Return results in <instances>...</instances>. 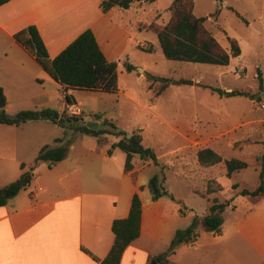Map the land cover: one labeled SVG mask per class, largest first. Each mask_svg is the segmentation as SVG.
<instances>
[{
	"label": "rangeland",
	"instance_id": "obj_1",
	"mask_svg": "<svg viewBox=\"0 0 264 264\" xmlns=\"http://www.w3.org/2000/svg\"><path fill=\"white\" fill-rule=\"evenodd\" d=\"M194 1L195 13L209 17L206 27L223 47L231 49L230 38L239 42L242 54L238 58H232L229 65L168 60L162 53L157 36L140 29V25H148L153 21L160 25L167 24L173 0H159L152 4L137 2L129 10H124L126 14L118 12L110 16L113 22L110 26L113 29L111 36H107L114 46L108 52L111 57L120 56L116 59L119 75V90L116 93L74 90L71 95L75 104L68 105L66 94L56 84H50L55 83L50 82L52 80L42 82L26 79L20 73V81L11 87L6 82L8 73L1 70L0 65V79L9 85L10 90L4 98L8 104L4 109L10 117H15L22 111L53 109L63 113L66 118L79 119L76 124L66 123V127L59 125L58 129L54 123L40 120V123L48 125L50 129L45 130L46 137L38 140L37 133L28 126L23 137L32 141L28 146L29 150L26 149L22 155L14 153L10 156H7L9 151H3L6 157L0 158V188L19 179L22 162L32 166L37 157L31 155L33 144L46 142V145L56 146V137H66L65 144L68 140L72 143L77 140V149L93 148L97 145V138L80 134L76 126L92 121L101 124L105 120L112 121L118 129L129 134L141 130L143 144L155 150L158 156V164L144 161L139 155L134 158L133 164L139 172L138 180H144V196L152 195L148 184L154 176L161 175L164 169V186L170 193L169 197L172 195L171 201L175 206H180L181 210L179 218L172 221L170 227L183 230L196 224L198 233L202 235L197 246H194L195 241L174 248L172 242L177 232L171 237L169 234L164 235V239L168 240L165 255L171 253V257L177 253L186 264L194 263L195 260H202L204 264H216L221 258L224 264H264L262 259H242L236 255L243 243L236 237V223L238 219L247 216L243 200H233L222 212V231H225L227 240L220 247L214 244L217 234L206 230L202 222L209 214L211 202L208 200L218 198L220 202H225L233 199L235 192L231 187L227 192L223 188L221 192L207 194L211 180L227 184L230 178L227 177L224 163L204 168L197 159L201 149L212 148L224 160H250L251 167L240 175L235 174L233 184L240 182L241 190L242 187L254 189L259 183L260 167L253 157L264 153V93L262 101L258 102L248 97H229L227 92L242 90L257 93L260 74L264 80V0ZM217 10H220L219 15L213 16ZM139 20L141 21L138 22ZM100 38L104 44L102 37ZM142 43L144 47L153 44L157 49L154 53L145 52L140 48ZM3 45L7 46V41L3 40ZM127 61L136 66L135 72L129 73L126 70ZM40 71L43 78L49 77L44 70ZM146 73L173 78L177 83L154 98ZM211 88L220 89L223 94L214 92ZM72 106H75L77 113L70 111ZM106 128L113 131L112 127ZM0 137L11 140L14 135L0 132ZM82 138L85 142H82ZM109 138L113 140L117 137L111 135ZM195 141L197 144H194ZM106 148L108 151L111 149ZM110 156L121 164V168L125 165L126 154L121 150L113 151ZM177 174H182L186 180ZM42 179L44 178L40 180ZM126 179L132 185L135 184L133 178ZM211 187L217 189L215 183ZM195 192L204 194L206 198ZM236 205L240 208L239 212L235 211ZM185 245L189 247L185 249ZM246 248L245 246L244 250Z\"/></svg>",
	"mask_w": 264,
	"mask_h": 264
},
{
	"label": "crops",
	"instance_id": "obj_2",
	"mask_svg": "<svg viewBox=\"0 0 264 264\" xmlns=\"http://www.w3.org/2000/svg\"><path fill=\"white\" fill-rule=\"evenodd\" d=\"M102 1L12 0L1 6L0 65L1 70L8 73L6 82L14 87L22 76L36 81L55 82L48 74L49 77H42L40 69H43L36 58L15 40V34L29 26L38 28L51 58H56L81 34L91 29L106 57L111 61L119 59L120 56H110L114 44H111L107 35L111 36L113 29L110 16L118 12L126 13L118 7L103 13ZM3 40L7 41V46L3 45ZM20 73L23 75L20 76ZM50 84H56L57 88L63 90L56 82ZM9 85L0 79L5 97L10 91ZM71 93L73 91L68 92ZM0 126L3 127L1 133L14 135L11 140L0 137V158L6 157L3 153L5 150L9 151L7 156L24 154L32 144L27 137H23L28 126L37 133L36 140L46 137L45 130L50 129L39 121H30L20 127ZM54 126L59 128L57 124ZM59 138H65L66 141V137L55 139ZM119 140L114 138L112 143ZM76 141L71 144L65 160L52 168H49L48 163L40 164L35 170L34 183L12 198L6 206L0 207V264H100L94 256L104 259L109 255L115 240L112 225L115 220L129 216L136 193L143 201L141 234L126 249L121 264H151L153 256L165 255L168 240L164 239V235L169 234L171 237L182 230L170 227L171 222L179 218L180 206H175L169 196L157 201L152 199V195L144 196V180L139 182L136 167L134 179L131 173H125V165L121 168V164L109 155L106 147L110 148V145L100 147L97 142L93 148L77 149ZM82 142H85L84 138ZM45 143L33 144L31 155L37 156ZM60 145L62 143L53 147ZM116 150L120 149L113 151ZM25 164L26 170L29 169L30 166ZM20 172L22 174L21 168ZM178 176L186 180L182 174ZM128 177L135 180L134 185L127 181ZM218 182L227 192L234 180L230 179L227 184ZM140 187L144 189L140 190ZM233 200H243L247 208V216L236 223V237L243 242L241 249L236 251V257L264 261V196H238ZM235 211H240L238 205ZM216 237L214 244L219 247L227 240L225 231ZM188 247L184 246L185 249ZM167 259L170 264H186L177 253ZM217 263L224 264L223 258ZM189 264H204V261L195 260Z\"/></svg>",
	"mask_w": 264,
	"mask_h": 264
},
{
	"label": "trees",
	"instance_id": "obj_3",
	"mask_svg": "<svg viewBox=\"0 0 264 264\" xmlns=\"http://www.w3.org/2000/svg\"><path fill=\"white\" fill-rule=\"evenodd\" d=\"M12 0H0V7ZM155 3L159 0H103L101 2V10L103 13H108L113 8H121L129 10L133 4L137 2ZM171 17L167 24L160 25L157 21L150 24L140 25L142 31L153 33L158 38V44L162 53L168 60L209 64L217 66H227L232 58H238L242 54V49L239 42L230 38L231 49L228 50L221 45L212 32L206 27L208 16H198L195 13L194 0H173L170 7ZM217 10L213 16H218ZM15 40L35 58L43 70L59 85L63 87V92L66 94L68 105L75 104V99L69 91L74 90H93L105 91L108 93H116L119 90V75L118 63L109 60L102 48L94 32L89 29L81 34L73 43H71L64 51L56 58H51L48 49L40 35L36 26H29L26 29L15 34ZM141 50L154 53L157 47L151 44L149 47H140ZM126 70L129 73L136 71V66L131 62L125 63ZM147 80L151 83L149 89L154 98L161 96L169 87L177 82L173 78L160 77L146 73ZM259 85L257 93L245 92L242 90H233L227 92L229 97H248L258 102L262 101L264 93V80L262 74L258 77ZM0 97L5 98L4 90L0 86ZM99 117V115H96ZM49 120L54 124L66 127V123H78L77 117L66 118L63 113L53 109H43L40 111H22L15 117H10L5 109L0 110V125L20 127L30 121ZM106 127H112L113 131L105 129L96 131L89 129L86 124L77 125L76 130L82 135H88L97 138L100 147L110 145L109 155L113 150L120 149L126 154L125 173H134L135 166L133 160L136 155H139L144 161H153L158 164V156L152 148L146 147L143 144L144 138L141 130L131 133L128 137V132L125 130L118 131V126L112 121L107 120L103 123ZM115 136L120 140L112 143L109 136ZM57 143L62 145L53 147L45 145L39 151L32 166L26 170L27 165L22 163L20 168L22 174L19 179L11 184L0 188V207L6 206L9 201L17 196L21 191L27 190L35 177V170L41 163H48L49 168H52L59 162L67 158L72 142L70 140L65 144V138H59ZM199 164L204 168H209L221 163H224L227 169V177L232 179L235 174L251 167L250 160L232 158L224 160L223 157L212 148L201 149L197 154ZM252 159V158H251ZM254 161L260 167L259 183L256 188L249 189L247 187L239 188V183L232 185V190L235 192L234 198L238 196L258 198L264 196V153L253 157ZM166 175L163 169L161 175L154 176L148 187L152 192V199L159 200L164 196H170V193L165 188ZM216 185L217 189L211 187ZM144 187H140L143 190ZM223 186L217 181H210L207 194L221 192ZM202 197L206 196L195 192ZM172 197V195H171ZM233 198V199H234ZM233 199L220 202L218 198L208 200L211 202L209 214L203 219V226L206 230L215 234L222 233L221 214L225 211ZM143 201L139 193H136L132 199L129 216L125 219L115 220L112 225V231L115 234L114 244L109 255L100 259L94 256V259L100 264H121L122 257L126 249L136 241L141 234ZM196 224L185 230H179L172 242V246L177 247L180 244L193 243L198 240L200 234L196 229ZM168 255L153 256L159 264L168 262Z\"/></svg>",
	"mask_w": 264,
	"mask_h": 264
},
{
	"label": "water",
	"instance_id": "obj_4",
	"mask_svg": "<svg viewBox=\"0 0 264 264\" xmlns=\"http://www.w3.org/2000/svg\"><path fill=\"white\" fill-rule=\"evenodd\" d=\"M143 71V69L141 70ZM214 92H218L219 94H223V91L220 90V89H216V88H211ZM6 106V100L4 98L1 97L0 99V110L4 109ZM87 127L89 129H92V130H96V131H103L106 129V125L104 124H101L97 121H92V122H88L86 123ZM118 131H122L121 129H118ZM128 137L130 138L131 137V134H128ZM151 264H159L156 260L152 261Z\"/></svg>",
	"mask_w": 264,
	"mask_h": 264
},
{
	"label": "built area",
	"instance_id": "obj_5",
	"mask_svg": "<svg viewBox=\"0 0 264 264\" xmlns=\"http://www.w3.org/2000/svg\"><path fill=\"white\" fill-rule=\"evenodd\" d=\"M70 111H71L72 113H77V111H76V109H75V106L70 107Z\"/></svg>",
	"mask_w": 264,
	"mask_h": 264
}]
</instances>
